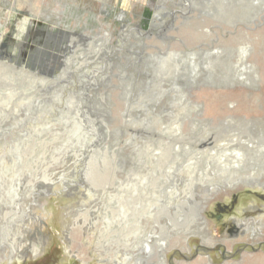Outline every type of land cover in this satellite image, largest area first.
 I'll use <instances>...</instances> for the list:
<instances>
[{
    "label": "rangeland",
    "instance_id": "obj_1",
    "mask_svg": "<svg viewBox=\"0 0 264 264\" xmlns=\"http://www.w3.org/2000/svg\"><path fill=\"white\" fill-rule=\"evenodd\" d=\"M4 90L0 264H264V0H0Z\"/></svg>",
    "mask_w": 264,
    "mask_h": 264
},
{
    "label": "bare ground",
    "instance_id": "obj_2",
    "mask_svg": "<svg viewBox=\"0 0 264 264\" xmlns=\"http://www.w3.org/2000/svg\"><path fill=\"white\" fill-rule=\"evenodd\" d=\"M4 68V67H3ZM3 90V89H2ZM13 93L11 92V91H9V90H4L2 93L0 92V114L1 113H4V114H9V113H15L17 110H15L14 109V107H16V106H14V105H11V102H13ZM10 115V114H9ZM224 146V145H223ZM238 157H240V155H238ZM251 184V183H250ZM247 228V227H246ZM258 228V227H257ZM248 230H249V228H248ZM251 230V229H250ZM256 233V231L254 230L253 231V234H255ZM255 237H257V236H255ZM185 241H187V238H185ZM253 241H255V239L253 240ZM45 242L43 241V243H42V241H41V243H39V244H35V245H33L32 247H30L29 248V250H24V251H22L21 253H20V255H15V257H16V259H17V257H19L20 259L21 258H28V259H30L31 257H34V258H36V257H38V256H40V254H41V251H42V247H43V244H44ZM45 247V246H44ZM160 247L161 248H164L165 247V245L164 244H161L160 245ZM147 249V248H146ZM149 249V248H148ZM150 250V249H149ZM21 251V250H20ZM18 254V253H17ZM120 264V263H119Z\"/></svg>",
    "mask_w": 264,
    "mask_h": 264
},
{
    "label": "flooded vegetation",
    "instance_id": "obj_3",
    "mask_svg": "<svg viewBox=\"0 0 264 264\" xmlns=\"http://www.w3.org/2000/svg\"><path fill=\"white\" fill-rule=\"evenodd\" d=\"M34 258V257H33Z\"/></svg>",
    "mask_w": 264,
    "mask_h": 264
}]
</instances>
